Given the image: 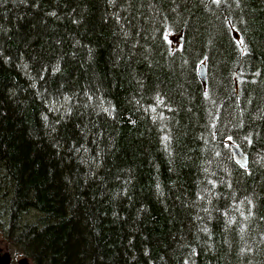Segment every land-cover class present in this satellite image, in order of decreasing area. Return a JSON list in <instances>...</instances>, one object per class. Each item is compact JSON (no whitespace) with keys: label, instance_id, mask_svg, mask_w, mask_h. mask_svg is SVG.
<instances>
[{"label":"trees","instance_id":"1","mask_svg":"<svg viewBox=\"0 0 264 264\" xmlns=\"http://www.w3.org/2000/svg\"><path fill=\"white\" fill-rule=\"evenodd\" d=\"M0 199L33 264H264V0H0Z\"/></svg>","mask_w":264,"mask_h":264},{"label":"rangeland","instance_id":"2","mask_svg":"<svg viewBox=\"0 0 264 264\" xmlns=\"http://www.w3.org/2000/svg\"><path fill=\"white\" fill-rule=\"evenodd\" d=\"M7 206L5 200L0 199V246L5 250L10 251L14 256L23 258L24 250L22 247L16 246L12 239L6 234L8 224L10 223V216L7 214ZM33 220V214H26L25 221ZM32 262V260L30 259ZM33 264V262H32Z\"/></svg>","mask_w":264,"mask_h":264},{"label":"water","instance_id":"3","mask_svg":"<svg viewBox=\"0 0 264 264\" xmlns=\"http://www.w3.org/2000/svg\"><path fill=\"white\" fill-rule=\"evenodd\" d=\"M199 74H200L201 79L204 82H206V79H207V70H206L205 64H202L200 66ZM235 79H236L235 80L236 81V85H238L237 74L235 75ZM230 147H231V151L233 153V156H234L235 160L238 163H240L243 167H248V165H249V157H248V154L244 151V149L240 145H238L236 143H231L230 144ZM3 264H8V262H5ZM19 264H31V262H30V260L27 257H24V258H22L19 261Z\"/></svg>","mask_w":264,"mask_h":264},{"label":"flooded vegetation","instance_id":"4","mask_svg":"<svg viewBox=\"0 0 264 264\" xmlns=\"http://www.w3.org/2000/svg\"><path fill=\"white\" fill-rule=\"evenodd\" d=\"M7 214H9L8 211H6ZM25 254H23V257ZM0 263L3 264L5 262H8V264H19V261L22 258H18L17 256H14L10 251L5 250L2 246H0Z\"/></svg>","mask_w":264,"mask_h":264},{"label":"bare ground","instance_id":"5","mask_svg":"<svg viewBox=\"0 0 264 264\" xmlns=\"http://www.w3.org/2000/svg\"><path fill=\"white\" fill-rule=\"evenodd\" d=\"M203 64H204V63H203ZM201 65H202V64H201ZM201 65H200V66H201ZM205 66H206V65H205Z\"/></svg>","mask_w":264,"mask_h":264}]
</instances>
